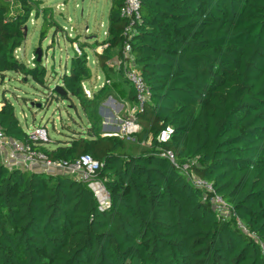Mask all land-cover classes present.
Listing matches in <instances>:
<instances>
[{
  "label": "trees",
  "instance_id": "16d2710c",
  "mask_svg": "<svg viewBox=\"0 0 264 264\" xmlns=\"http://www.w3.org/2000/svg\"><path fill=\"white\" fill-rule=\"evenodd\" d=\"M32 1L0 0V75L12 71L44 85L35 52L33 67L14 53ZM123 1L112 0L107 45L95 52L110 82L86 97L84 52L61 76L65 93L55 92L94 121L66 146H36L55 160L83 153L98 160L110 207L98 209L86 183L69 174L0 160V264H264L257 242L264 241V0H140L141 21L127 43L150 100L132 142L100 135L91 109L110 92L135 97L108 64L121 56ZM0 103L2 131L25 140L14 106ZM166 125L172 138L160 142ZM194 177L212 191L196 187ZM211 196L229 207L225 220Z\"/></svg>",
  "mask_w": 264,
  "mask_h": 264
},
{
  "label": "rangeland",
  "instance_id": "374dc122",
  "mask_svg": "<svg viewBox=\"0 0 264 264\" xmlns=\"http://www.w3.org/2000/svg\"><path fill=\"white\" fill-rule=\"evenodd\" d=\"M111 4L112 0L32 1L33 12L23 25L24 40L14 53L26 66L33 67V54L39 49L41 64L46 69L45 83L40 85L30 76L23 79L21 74L12 71L5 72L3 77L0 75V101L6 99L14 106L25 131L45 126L49 136L62 139L68 131L86 129L88 121L82 108H73L68 101L59 99L54 88L62 83L61 76L76 54L74 45L81 54L87 55L90 75L84 80L86 84L92 80V89L98 90L104 83L95 52L104 48L101 43L107 36ZM104 103L103 108H110L109 103Z\"/></svg>",
  "mask_w": 264,
  "mask_h": 264
},
{
  "label": "built area",
  "instance_id": "2783aa9c",
  "mask_svg": "<svg viewBox=\"0 0 264 264\" xmlns=\"http://www.w3.org/2000/svg\"><path fill=\"white\" fill-rule=\"evenodd\" d=\"M12 3V0H10ZM120 17L126 20L123 28L122 51L121 56L116 55L108 61L109 67L121 71L123 77L130 83L134 90V100L127 103L124 109V115L118 117V127L116 131L105 133V136H115L119 138H131L134 134L140 131L139 114L144 112V107L150 100V91L146 86L142 75L133 62L130 54L128 39L131 37L134 26L141 21V3L140 0H124L119 11ZM108 32L105 33L107 35ZM107 44L103 45L105 47ZM17 48L15 51H18ZM74 51L80 55V50L77 45H74ZM110 80L104 79L101 87L108 84ZM82 89L86 97H91V90L87 87L85 81L82 82ZM27 137L25 140H19L8 137L0 128V160L1 162L12 168H21L24 170H32L34 165L40 167V171L45 174H56L63 172L69 174L77 180L86 183L91 190L100 210H105L110 207V195L105 186L104 180L98 175L97 171L102 164L93 158L89 153L79 155L73 161L64 159H52L45 152L36 148L39 142L47 141V129L45 126L33 127L26 131ZM173 135V127L171 125L164 126L157 134V139L160 142H168ZM175 167H179L175 160L174 154L170 150L162 153ZM180 169L185 172L187 165L180 166ZM193 184L196 187L205 189L207 192L212 191V185L200 178H193ZM207 195L203 196L206 200ZM211 203L214 205L218 216L225 220L228 216L229 207L223 202L219 196H211ZM241 226V224L239 223ZM245 231H247L244 228ZM261 253L264 257V241L257 240Z\"/></svg>",
  "mask_w": 264,
  "mask_h": 264
},
{
  "label": "crops",
  "instance_id": "0c3cea01",
  "mask_svg": "<svg viewBox=\"0 0 264 264\" xmlns=\"http://www.w3.org/2000/svg\"><path fill=\"white\" fill-rule=\"evenodd\" d=\"M93 50H94V48H93ZM121 80L123 81V83H122L123 87H125L126 89H129L130 85L128 84V82L123 77H121ZM87 84H88L87 87L91 90V93L93 96L97 91V89H95V90L92 89V87H93L92 85L94 84V82H92V80H89L87 82ZM59 85H61V84H59ZM129 102H131V101L128 99H122L120 96L117 95V93L110 92V94L107 96V98L103 99L102 101H99L98 103H95V106L91 109L96 111V114L99 116V122H98L99 124L98 123L97 124L99 125V134L100 135L105 136L104 135L105 133H109V132L117 130L118 117L124 115L125 105ZM103 103L104 104L109 103L110 108L109 107L103 108V106H102ZM1 105L2 104L0 103V106ZM85 119L88 121L87 125H89L91 122L94 121L93 119L88 118L86 115H85ZM84 130L85 129L79 128V130H77V131L83 132ZM77 131L75 130L74 132H77ZM72 133H73V131H71L70 133L68 131L67 136L60 139V138L49 136L48 132H47L48 139H47V141L43 142L42 145L47 146L49 149H55L57 145L66 146L67 144H69V141L71 140V136H74ZM130 139H132V137L129 138L128 140H130ZM32 170L40 171V167L38 165H34L32 167Z\"/></svg>",
  "mask_w": 264,
  "mask_h": 264
},
{
  "label": "water",
  "instance_id": "95a60500",
  "mask_svg": "<svg viewBox=\"0 0 264 264\" xmlns=\"http://www.w3.org/2000/svg\"><path fill=\"white\" fill-rule=\"evenodd\" d=\"M35 55H36V60H37V61H41V52H40L39 49H36V50H35ZM54 91H55L56 93H65V91H64V89H63V87H62V85H56L55 88H54ZM38 106H39V105H38Z\"/></svg>",
  "mask_w": 264,
  "mask_h": 264
}]
</instances>
